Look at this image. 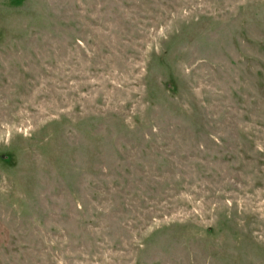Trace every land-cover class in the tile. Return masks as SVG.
Wrapping results in <instances>:
<instances>
[{"label": "rangeland", "instance_id": "obj_1", "mask_svg": "<svg viewBox=\"0 0 264 264\" xmlns=\"http://www.w3.org/2000/svg\"><path fill=\"white\" fill-rule=\"evenodd\" d=\"M0 264H264V0H0Z\"/></svg>", "mask_w": 264, "mask_h": 264}]
</instances>
